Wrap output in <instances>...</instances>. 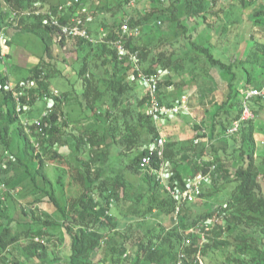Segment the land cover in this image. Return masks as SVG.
I'll use <instances>...</instances> for the list:
<instances>
[{
    "label": "trees",
    "instance_id": "obj_1",
    "mask_svg": "<svg viewBox=\"0 0 264 264\" xmlns=\"http://www.w3.org/2000/svg\"><path fill=\"white\" fill-rule=\"evenodd\" d=\"M47 1L0 0L1 26L4 27L10 15L4 9V4L7 2L19 15L16 27L20 34L34 35L40 39L45 55L41 57L39 64L25 70L14 85L9 84V75L3 70L0 71V184L5 183L8 190V188L16 189L24 182H28L27 186L33 187L34 193L44 195L42 200L47 197L56 208L53 214L43 213L48 217L44 220L32 212L28 227L19 229L13 225L15 219L9 213L6 199L0 198V264H56L58 258L51 257L47 245L41 239L46 234L45 228L53 226L66 229L70 237L67 255L64 256L68 264H201L212 250L229 251L233 264H264V170L259 167L256 158L255 120L244 121L241 124L236 133H241V141L234 143L231 153L225 149L223 153L219 152L212 142L218 132L222 134L227 128V133L228 128L233 124L228 122L229 127H227V121H219L222 109L234 97L232 92L236 72L232 70V66L216 58L210 47L190 41L195 52L198 51L206 58V64L231 76L227 97L221 103V110L219 109L213 116L211 134L207 137L209 143L204 145L200 153L188 158L184 153L186 147L183 150L180 147L176 150L174 144L168 150L165 148L163 161L154 159L152 166L145 168L142 165V157L148 153V150L137 152L135 159L124 167L125 170L132 166L139 171H145L142 179L147 191L137 195L131 189L132 183L122 175L123 173L117 176L106 175L107 165L112 158L107 134L111 132L112 143L116 144L120 133L119 124L123 121L126 133L119 147L121 149L125 147L124 152L144 145L152 135V138L159 137V129L154 118L147 114V109L151 105L148 89L137 104L138 108L145 106L146 111H139L137 118L133 115L129 117L135 108L127 101V94L132 90L131 76L140 79L141 74L159 75L174 68L179 70V59L175 58L176 54L173 51L161 48L154 50L152 39L146 42L144 39H137L138 35L128 37L123 34L124 21L114 23V29L104 31L102 42L92 43L84 38L76 39L83 49L90 50L84 56L83 65L77 71L83 92L80 94L73 87L64 91V99L55 96L48 86L50 74L44 68V64L45 58L47 59L53 50L55 40H58L57 30L45 22L46 15L42 12L37 13L43 10ZM111 1L106 0L98 10L112 11ZM62 3V1L59 4L49 2L47 9L57 12L58 5ZM177 3H180V0L176 1L175 8H178ZM199 3L204 4L203 0ZM191 4L192 0H187L189 15L193 13V10H189ZM25 9L31 11L23 14ZM155 14L156 12L152 10L149 13L128 16L124 20L135 28L148 24ZM82 17L86 18V16ZM63 20L65 22V19ZM90 32L94 36V33L100 36L98 30L90 29ZM122 37L126 40L125 44L129 50L139 51L138 66L130 60L129 55L119 54L115 45ZM65 39L62 37L60 40ZM94 49H97L99 54L96 58L102 60L99 67H109L110 64L114 67L126 65L125 71L118 73L114 69L111 75L106 77L104 73L100 74L99 71L90 69L87 56L90 55L89 57L92 58ZM251 53L252 51L248 57ZM254 54L264 58V45L256 48ZM8 57L11 58V55ZM92 60L96 61L95 57ZM28 80H34L36 85L31 88L21 86ZM161 84L163 85V82H160V86ZM166 84L169 87L179 88L173 79L167 80ZM160 86V100L162 103L170 104L171 96L163 93ZM73 97L78 98L85 115L90 119L99 120L101 126L91 124L85 127L79 136H75L74 144L70 146L72 156H69L62 154L59 147L65 138L69 120L74 121L72 114L67 115V105ZM42 98L52 99V102L48 103L42 115L35 119L39 120V124H30V121L34 120L32 116L35 111L34 106ZM177 99L174 97V100ZM263 102L261 98H255L252 107ZM101 105L103 108L100 107ZM104 109L105 113H103ZM118 109L121 112L117 113ZM240 111L241 113L237 115L230 114L233 121L241 117L242 110ZM98 112L103 113L104 117H98ZM23 115L30 118L26 124ZM142 122L148 123L145 135L142 132L137 134L138 124ZM199 135L205 136L204 133ZM64 140L68 142L67 139ZM211 142L214 147L209 150ZM87 145L90 148L88 159L80 155ZM66 146L64 144V147ZM119 152L125 157L122 151ZM45 154L51 161L59 157L62 163L64 161V167L67 164L72 167L70 184L74 188V194L67 198L65 205L61 203L54 181L46 171ZM177 155L181 158L173 164L174 167L166 176L171 188L174 189L177 185L185 188L189 182L181 171L180 164L183 161L189 164L192 178L204 173L210 175L209 179L212 183H218V180L227 184L234 183L230 199L204 213L194 212L188 206L192 201H186L177 212V200L168 189V184L161 181L157 171L162 167L161 162L164 164L167 161L172 162ZM62 178L63 174L59 175L57 182L63 186ZM200 196H203V192ZM41 199L36 200L40 202ZM114 204L128 205L129 212L137 216L141 214L140 211L146 216L156 210L167 216L175 215L177 223L171 227H161L159 231L155 227L154 231L143 232L139 222L137 226L130 222L122 230L119 229L116 217L111 214ZM143 206L145 207L142 208ZM23 239L27 240V244L20 247L19 243ZM96 251L104 252L97 262L92 258Z\"/></svg>",
    "mask_w": 264,
    "mask_h": 264
},
{
    "label": "rangeland",
    "instance_id": "obj_2",
    "mask_svg": "<svg viewBox=\"0 0 264 264\" xmlns=\"http://www.w3.org/2000/svg\"><path fill=\"white\" fill-rule=\"evenodd\" d=\"M1 1L5 2V0ZM60 1L62 0H48L43 10L39 11L44 12L48 10L49 2L59 4ZM176 1L177 0H112L110 2L112 11L102 12L98 9L103 6L106 0H98L97 2L95 0H80L81 6L77 5V10L82 12V16H86L89 29L98 30L100 36H97L96 33L94 34L100 39L104 37V31H107V29H110V31L114 29V23L123 21L125 23L126 20L124 19L128 16L132 17L133 15H140L146 12L149 13L152 10L156 12L148 24L140 26L141 31L137 34L138 36L136 35L137 39H144L146 42H150L152 39L154 50H159L161 48L163 50L173 51L176 54L175 58L179 59L178 65H180V69L174 68L166 72L161 77L163 85L161 84L160 87L163 89V93L169 95V97L171 96L170 101H174V97L179 98L183 94H186L190 100L188 107L183 109L182 112L153 120L159 129V136L166 138V150L174 146V144L176 150L179 149V147L182 148V150L186 147L184 148V153L187 154L188 158H191L192 155L200 153L207 142L209 143L207 137L211 134L213 116L219 109L221 110V103L227 97L229 91L228 83L231 76H227V74L223 73L220 69L206 64V58L200 55L198 51L197 53L195 52L193 44H191L190 41H194L198 45L210 47L215 57L224 62H236V49L233 43L227 44L223 41L225 39H219L218 37L220 35L219 33L223 30L220 12L212 11V9L219 6L222 0H203V5L199 3L202 0H192L189 10H193L192 14H195L194 17H197V26L195 25L196 23L189 18V12L186 8L187 0H180L179 9L174 7ZM238 2L242 5L246 4L245 6H255L258 4L257 0H245L244 2L238 0ZM120 3L122 5L119 6ZM33 8L34 7L31 9L33 10ZM4 9L6 12H9L10 15L4 27H2L0 23V71L3 70V72L9 75V84L14 85L16 80L24 74L25 70L39 64V60H41V57L44 55L43 45L41 40L34 35L24 36L20 34V31L16 27L19 15L14 14L16 11L13 10L7 2L4 4ZM29 11L31 10L25 9L23 10V14H28ZM174 14L180 15V23H182V26L179 25L177 19H174ZM203 15H207V18H204L205 16ZM201 17L204 18L205 21L203 19L201 20ZM195 26L196 30L194 28ZM233 40L234 39L230 41L233 42ZM257 40V45H264V39ZM257 45L252 50L251 56H246L245 59L236 62L239 66H236L235 69L239 70L242 68L244 73L240 70L238 73L236 72V79L233 81L234 86L232 92L234 97L231 98V101L229 100L228 102L229 104H226V107L222 109L219 115L220 122H234L230 114L233 113L237 115V113H241L242 95L244 91L249 87L262 85L264 83V58L254 54V50L260 47H257ZM230 48L232 50L231 52ZM89 52L90 50L83 49L76 39L66 38L63 41L60 39L55 40L53 50L51 54L47 56V59L45 58L46 61L44 64V68H46L47 72L50 74L48 77V86L55 96L64 99V91H66V89H73V87L78 93L81 94L83 92V85L77 76V71L83 65L84 56ZM97 52L98 50L94 49L92 55L95 57L96 61L92 60L93 57L90 58V55L87 56L89 58L90 69L92 68L94 71H99L100 74L104 73L106 77H109L114 69H116L118 73L125 71L126 65H117L114 67L110 64L109 67H99L102 60L96 58L99 55ZM8 55H11V58H9ZM237 56L239 55L236 54V58H238ZM142 75L144 74H141V77ZM169 79H173L176 82V86H179V88L173 86L169 87L166 84V81ZM248 81L250 82L249 84L247 83ZM131 86L132 90L127 94V101L130 106L135 108H133L131 111L132 114H130L129 117L133 115L134 118H137L139 111H146L145 106L138 108L137 104L143 95L147 93L148 88L142 81V78L136 79L133 76H131ZM72 91L75 92L74 90ZM51 102L52 99L46 100L42 98L39 100L34 106L35 111L32 115L33 118L38 119L39 115L44 112L47 104H51ZM102 106L103 105L100 107L103 108ZM72 108L74 110H72ZM253 108L258 115L257 119L254 121L257 141L256 158L259 167L264 170V102L254 105ZM83 112L78 98L73 97V100H69L67 115L72 114L74 121L69 120L66 134L64 135V139H67L69 143L63 139L59 147V151L62 154L72 156L70 146L74 144L75 136H79L85 127L91 124L101 126L99 120L96 118L90 119L85 115L86 113ZM105 112L104 109L103 113ZM118 112H121L120 109H118L117 113ZM103 113L100 114V112H98L97 116L103 118ZM23 117L24 123L26 124L30 118H26L25 115H23ZM227 125V127H229V123ZM147 126L148 123L144 124L142 122V124H138L139 132L137 134L142 132V134L145 135ZM119 130L120 133L117 136L118 140L116 144L112 143L111 132L107 134V143L111 145L112 158L107 165L106 175L117 176L123 173L122 175L132 183V191L140 195L147 191L142 179V175L145 174V171H139L132 166L125 170L124 167L135 159L137 152L145 149L149 150L154 145L156 136L152 138V135L148 137L149 140L144 145H139L129 152H124L125 147L122 149L119 147V145L121 146L122 144L121 141L124 139L123 135L126 133L123 121L119 124ZM226 130L222 134L218 132L212 142L217 146L219 152L225 149L231 153L234 143L241 141V133L227 135ZM202 133H204L205 136L199 135ZM16 140L19 142L18 139ZM212 142L209 150L213 146ZM64 144L67 146L64 147ZM186 149L188 150L186 151ZM182 150L180 153H182ZM119 151H122L125 157L121 155ZM80 155L86 159L90 157V148L88 145L85 146ZM45 156L47 155L45 154ZM45 158L47 160L46 171L49 177L54 181L61 203L65 205L67 198L74 194V188L70 184L72 167L68 164L64 167V161L62 163L59 157H56L55 161H51L48 156ZM180 158L181 157L177 155L173 158V163L168 161L165 162V178L168 171L174 167L173 164ZM188 165L187 162L181 161V171L187 181H190L192 179L190 175L191 168ZM61 174H63V186L57 182ZM161 181L164 184L165 182L168 183L167 179L166 181L161 179ZM27 184L28 182H24L16 189H5L4 191L7 192L0 191V198L3 200L6 199L9 213L14 216L15 221L13 225L15 228L19 229L28 227L33 213L44 220L48 217L43 213L47 212L53 214L56 210L55 206L47 197L42 200L41 198L44 197V195L41 196V194L34 193L32 190L33 187H28ZM234 186V183L227 184L222 182V180H218V183H212V180L207 179L203 189V196L197 197L190 202L188 206L196 213H204L229 200ZM216 189L220 190L218 191ZM36 199H41L42 201L38 202ZM144 207L145 206L142 208ZM129 210L128 205L114 204L112 207L111 214L118 220L119 229L124 230L123 228L130 222H133V224L137 226L139 222L143 232L147 230L154 231L153 229H155V227L159 231L161 227H171L177 223L175 215L167 216L157 210L146 216L142 214V211H140L141 214L137 216L129 212ZM24 211L27 214L24 213ZM45 231L46 234L42 236L41 239L44 244L47 245L51 257L53 259L58 258L56 264H68L64 257L67 255L68 245L70 244V237L66 233V229L53 226L45 228ZM201 243H203V241ZM26 244L27 240L23 239L19 243V246L21 247ZM103 253V251H96L92 255L93 260L97 262L102 258ZM230 258L231 253L229 251L212 250L207 259L202 260L201 264H233Z\"/></svg>",
    "mask_w": 264,
    "mask_h": 264
},
{
    "label": "built area",
    "instance_id": "obj_3",
    "mask_svg": "<svg viewBox=\"0 0 264 264\" xmlns=\"http://www.w3.org/2000/svg\"><path fill=\"white\" fill-rule=\"evenodd\" d=\"M77 5L81 6L80 0H67L62 4L58 5V11L54 12L52 10H46L44 12L37 11V13L42 12L45 17V22L49 23L57 30V39H61L62 37L67 39H77L84 38L89 40L92 43L102 42L103 39L97 38L90 32L88 28V24L86 18L82 17V12L77 10ZM24 13V12H23ZM14 14H18L14 12ZM65 19V22L64 20ZM140 27H131L128 21H125L123 25V34L128 37L136 36L140 33ZM126 40L120 38V40L116 43V48L119 50V54L122 56L129 55L131 61H133L137 66L139 51L133 52L126 47ZM121 56V58H122ZM161 73L159 75L156 74H147L142 75V81L147 85L148 91L150 93V102L151 105L147 109V114L151 115L155 120L161 119L166 116L175 115L179 112H182L183 109L188 107L189 97L186 94L181 95L177 100L171 101L170 104L162 103L160 100L159 94V86L161 82V77L165 74ZM36 85L34 80H28L26 83H22L21 86H25V88H31ZM255 98H261L264 100V84L262 86L249 87L243 93L242 97V114L241 117L234 121L233 124L228 128L227 134L233 135L236 134L241 124L244 121L256 120L258 115L252 107V101ZM46 100H49L46 98ZM20 109V108H19ZM46 114V112L44 113ZM37 123L39 124V120H32L30 124ZM165 148H166V138L163 136H159L155 139L154 145L148 150L142 157V165L144 167H151L154 159L162 160L165 156ZM161 169L157 170L161 175L160 178L163 181H166L164 172V162H161ZM209 174L201 173L198 176L192 178L185 188H181L180 186H175L174 189L171 188V185L168 184V189L172 192L174 198L177 200V212L181 210L182 204L186 201H193L197 197L201 195L203 192V188L207 179H209ZM6 189V184H0V191H4ZM1 195V194H0ZM3 197V196H2Z\"/></svg>",
    "mask_w": 264,
    "mask_h": 264
},
{
    "label": "crops",
    "instance_id": "obj_4",
    "mask_svg": "<svg viewBox=\"0 0 264 264\" xmlns=\"http://www.w3.org/2000/svg\"><path fill=\"white\" fill-rule=\"evenodd\" d=\"M65 1L67 0H62V2ZM257 1L258 4L255 6L254 5L245 6L246 4L242 5L238 2V0H222L219 6L214 7L212 9V11L220 12V20L223 30L219 33L220 35L218 37L219 39H225L223 41H225V43L227 44L230 43L234 44L236 49L235 51L236 62L237 61L240 62L242 59H245V57L248 56V54L257 45V41H258L257 39H264V0H257ZM179 4L180 3H178V9H179ZM192 15L193 16L189 15V18H191V21L195 22L196 23L195 25L197 26L198 19L196 20L197 17H194L195 14ZM176 16H174V19H177L179 21V25H182V23H180L181 20L180 15H176ZM203 16H205L204 18H207L206 17L207 15H203ZM204 18L201 17V20L202 19L204 20ZM196 26L194 27L195 30H196ZM232 39H234L233 42L230 41ZM231 51L232 50L230 48V52ZM236 54L239 55L237 56L238 58H236ZM226 59L228 60L227 57ZM236 62L232 63L231 61L225 63L230 64L233 68L232 70H234L235 72L238 73L239 70L242 72L243 71L242 68H240L239 70L235 69L236 66H239L236 64Z\"/></svg>",
    "mask_w": 264,
    "mask_h": 264
}]
</instances>
